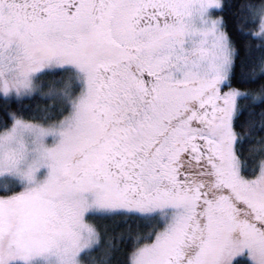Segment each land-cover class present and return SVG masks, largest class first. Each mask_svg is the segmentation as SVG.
Here are the masks:
<instances>
[{"label": "snow or ice", "instance_id": "1", "mask_svg": "<svg viewBox=\"0 0 264 264\" xmlns=\"http://www.w3.org/2000/svg\"><path fill=\"white\" fill-rule=\"evenodd\" d=\"M0 264H264V0H0Z\"/></svg>", "mask_w": 264, "mask_h": 264}]
</instances>
